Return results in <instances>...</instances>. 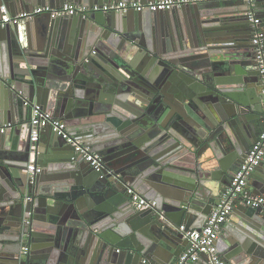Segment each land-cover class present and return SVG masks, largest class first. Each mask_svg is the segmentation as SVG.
Returning a JSON list of instances; mask_svg holds the SVG:
<instances>
[{
	"label": "water",
	"instance_id": "1",
	"mask_svg": "<svg viewBox=\"0 0 264 264\" xmlns=\"http://www.w3.org/2000/svg\"><path fill=\"white\" fill-rule=\"evenodd\" d=\"M113 1L129 0H0V16ZM252 8L264 33V0ZM248 9L204 0L0 26V264H171L186 249L179 225L200 228L261 133ZM26 101L63 120L110 172L73 159L49 126L37 142L14 133L18 121L30 127ZM30 163L41 171L29 176ZM249 179L264 196V159ZM132 192L156 206L136 209ZM238 202L237 229L216 242L230 264H264V215Z\"/></svg>",
	"mask_w": 264,
	"mask_h": 264
},
{
	"label": "built area",
	"instance_id": "2",
	"mask_svg": "<svg viewBox=\"0 0 264 264\" xmlns=\"http://www.w3.org/2000/svg\"><path fill=\"white\" fill-rule=\"evenodd\" d=\"M204 0H153L146 3H142L138 0L129 1H113L109 3H93L88 4H73L64 3L61 7L52 8L50 6H37L30 12H22L17 15L11 16L8 13L0 16V26L5 24L16 22L20 18L30 17L36 14L49 13L55 16H82L86 18L91 12H126L134 10L137 12L142 11H165L173 8H180L186 4H192ZM213 1V0H209ZM249 9L247 11V17L251 28V43L254 48V59L256 67L259 71L260 81L263 86L262 92L264 93V33L262 32L259 23L260 18L255 15L252 7H254V0H244ZM25 105L31 106L30 117V134L29 139L31 142H37L40 133L44 127L49 126L57 135L63 137L67 144L73 149V159L77 156L81 157L85 161L89 162L90 166L96 171H106L104 163L96 152L91 150V147L79 138L72 135L68 129L66 123L51 115L45 111L42 106L35 102H25ZM264 109V101H263ZM11 123L3 125L1 131L5 127H10ZM264 159V126L261 129V133L257 137L256 141L251 145L248 150L243 163L239 166L238 170L231 179L230 186L225 190L222 197L216 203L206 220V223L198 228L192 229L184 224L179 225L178 230L182 233L183 239L187 241V248L175 258L171 264H192L195 262L201 254L206 255L209 264H230L226 262L220 255L217 249V239L219 232L224 224L229 220L231 210L234 206V202L237 199H241L247 206L255 209H259L264 215V196L254 195L248 188V179L255 168ZM41 168L34 163H30L27 167V173L29 176L34 175L35 172H40ZM108 171V170H107ZM110 171H108L109 173ZM119 176V175H117ZM30 199L29 195H26L24 202ZM132 206L136 209H148L156 206V201L143 197L138 192H132L130 197ZM32 215L31 210L27 212V224H30V217ZM25 245L21 247V255L24 256L29 250L28 234L23 235Z\"/></svg>",
	"mask_w": 264,
	"mask_h": 264
},
{
	"label": "crops",
	"instance_id": "3",
	"mask_svg": "<svg viewBox=\"0 0 264 264\" xmlns=\"http://www.w3.org/2000/svg\"><path fill=\"white\" fill-rule=\"evenodd\" d=\"M40 20V18H38ZM42 20H45L44 17H41ZM259 123V130H261L264 126V109H263V115L260 119V121L258 122ZM14 133H17L19 134L21 137H23L24 139H29V132H30V127L28 126L27 123H24L22 121H18L17 123H15L14 125ZM8 130V129H7ZM9 131V130H8ZM6 132V131H5ZM4 133V132H3ZM251 184H258V182L255 180V179H248V188L249 189H252L253 186ZM241 203H235L234 204V208H235V213H233V216L231 214V216L229 217V220L226 224L223 225L221 231L219 232V235H222L224 232H225V229L226 227L229 228L228 231H226V235H229V237L232 236V233H230V230L233 231L234 229H237L236 226H238L237 222L240 220L239 217L243 216V212L239 209L241 207ZM232 213V211H231ZM206 223V219H203L199 222V224L197 225H200V227H202L204 224ZM189 228H192V229H198L196 226H194V224H191L190 226H187ZM234 227V228H233ZM227 240V239H226ZM186 244V247L187 248V243ZM29 245V243H28ZM217 249L220 253V255L222 256V258L225 260V255H224V252H221V249L224 250V247L226 246V241H222L221 240V246L217 243ZM222 247V248H220ZM226 261V260H225ZM192 264H206V260L203 258V257H199L195 262H193Z\"/></svg>",
	"mask_w": 264,
	"mask_h": 264
},
{
	"label": "flooded vegetation",
	"instance_id": "4",
	"mask_svg": "<svg viewBox=\"0 0 264 264\" xmlns=\"http://www.w3.org/2000/svg\"><path fill=\"white\" fill-rule=\"evenodd\" d=\"M28 252H29V250H28ZM28 252H27V253H28Z\"/></svg>",
	"mask_w": 264,
	"mask_h": 264
}]
</instances>
